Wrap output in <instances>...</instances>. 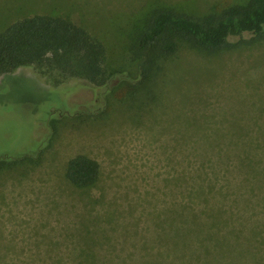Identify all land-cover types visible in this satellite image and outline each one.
Segmentation results:
<instances>
[{"label":"rangeland","instance_id":"374dc122","mask_svg":"<svg viewBox=\"0 0 264 264\" xmlns=\"http://www.w3.org/2000/svg\"><path fill=\"white\" fill-rule=\"evenodd\" d=\"M248 1L0 0V33L66 18L104 43L112 78L99 119L77 114L95 97L82 80L55 86L33 66L0 78V264H158L173 253L174 220L185 230L192 153L216 163L218 144L234 156L243 143L255 168L234 225L245 224L249 264H264V40L216 53L180 40L146 80L135 48L159 11L202 19ZM78 155L101 165L92 188L66 178Z\"/></svg>","mask_w":264,"mask_h":264},{"label":"trees","instance_id":"16d2710c","mask_svg":"<svg viewBox=\"0 0 264 264\" xmlns=\"http://www.w3.org/2000/svg\"><path fill=\"white\" fill-rule=\"evenodd\" d=\"M248 35L252 42L264 40V0H249L202 19L159 11L135 45L143 59L142 77L146 80L152 74L147 65L176 56L180 40L196 50L216 53L242 45L246 41L232 40ZM106 60L107 48L99 38L61 16L24 18L0 33V78L33 66L55 86L71 79L82 80L93 88L95 97L91 104L78 107L80 117L99 119L110 109L107 93L112 78ZM218 145L217 166L206 157L198 160L192 153L185 230L180 232L174 220L173 253L158 257V264H249L252 259L249 237L242 229L245 224L234 225L235 203L250 200L249 182L244 179L254 167L250 144L243 143V153L234 156L228 144ZM212 165L217 167V173ZM241 174L243 178L236 183ZM100 176V163L87 155L68 162L66 178L79 189L94 187ZM180 213L181 210L176 212ZM182 233L183 243L179 241Z\"/></svg>","mask_w":264,"mask_h":264}]
</instances>
